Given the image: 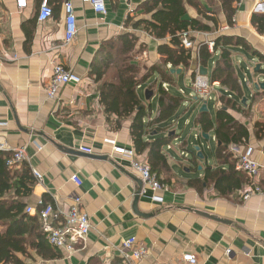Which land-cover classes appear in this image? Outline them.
<instances>
[{
  "label": "crops",
  "instance_id": "1",
  "mask_svg": "<svg viewBox=\"0 0 264 264\" xmlns=\"http://www.w3.org/2000/svg\"><path fill=\"white\" fill-rule=\"evenodd\" d=\"M42 1L27 0V7L20 9L16 0H0V122L6 123L0 133L11 147L25 148L27 158L14 166L12 172L21 174L24 167H28L35 179L30 195L18 197L15 189H12L6 192L5 197L25 202L24 213L37 217L42 231L40 200L47 199L63 218L73 204V196L79 195L81 208L88 213L92 228L84 240L77 242L71 254L52 246L47 238L50 251L42 254L36 247L39 230L31 234L29 222L24 219L19 226L24 232V251L14 253L17 260L22 264H123L118 247L126 239L134 237L148 250L140 264H190L183 260L186 254L194 255L196 264H264V196L254 194L243 200L244 189L222 195L213 184L204 182L207 167L228 169L229 164L216 159L215 153L221 142L215 128L205 131L196 123L202 113H209L216 123L217 113L227 111L245 124L250 133L249 142L231 145L230 148L237 146L242 150L247 145L255 147L254 157L263 169L257 182L248 176L246 181L260 183L264 191V139L255 136V123H264V113L257 109L263 100H258L256 105L253 102L258 94L264 95V90L254 87L255 83L264 80V73L261 72L264 61L256 55L254 48V51L248 52L258 59L256 62L254 59V62L250 61L247 69L236 52L247 50L241 46L231 47L241 87L239 93L219 80H213V70L221 49L215 51L209 48V43L220 35L241 36L235 30L244 21L248 27H252L253 8L258 0H241L236 4L233 26L227 23L220 0H195L194 4L185 1L186 18L197 19L211 27L209 31L189 28L178 33L181 37L183 32H188L189 40L193 43L191 48H187L192 50L188 68L173 67L171 64L164 66L158 48L160 44L168 42L169 37L159 39L143 27L134 26L140 19L150 18L142 7L147 0H104L106 14L97 13L83 0H53V17L40 22L38 14ZM66 1L74 5L78 27L76 37L69 43L64 41ZM206 17L215 18L217 24ZM126 33L135 35L138 40L132 55L139 68V78L156 65L165 67L172 75L171 81H164L154 70L137 86V93L148 108L149 120L144 118L148 130L146 140L153 142L155 136L163 135L169 138L168 145L173 138H177L178 132L190 129L198 132L196 137L203 143L202 132H206L210 139L213 135L216 140L212 162L204 151V145H201L205 156L202 160L196 156V151L183 152L189 150V142L186 141L179 145L180 150L176 148L178 154L171 152L175 146L164 145L161 152L166 162L155 166V171L147 159V152L138 153L134 147L131 118L123 119L118 125L117 117L105 112L100 101V85L113 72L108 71L103 79L97 81L92 70L102 60L99 52L104 49L103 52L114 54L113 41ZM202 45H207L211 53L205 64L199 55ZM213 57L217 59L210 71ZM55 62L79 75L82 82L63 85L59 88L58 98L51 100L46 96V87L50 83ZM259 63L261 68L255 71ZM202 66L207 68V75L200 74L199 68ZM238 66L246 78H241ZM172 68H180L181 73L173 74ZM247 71L253 75V79L248 78ZM183 74L186 77L183 79L185 85L194 90L193 97H188L184 87L179 86ZM153 75L157 76L156 80L143 91L142 84ZM197 76L209 81L207 99L199 96L193 86ZM245 81L251 90L249 97L244 92ZM161 84L165 91L180 96L182 101L172 114L149 127V123L161 113L157 91ZM177 84L178 91L173 90L171 85ZM218 86L226 88L227 95L216 98L218 105L213 116L209 101ZM149 90L153 91V95L146 99V91ZM155 96L158 97V106L156 116L152 118ZM188 98L198 102L194 105L197 108L193 116L190 108H183V102H187ZM205 100L209 111L200 112ZM227 100L238 101L239 109L228 108ZM172 132H175L173 137L169 136ZM115 146L134 148L148 161L160 182L168 186L165 190L154 191L143 183L138 210L144 215L134 210L135 195L142 179L128 160L114 152ZM85 149L89 152H85ZM33 170L42 174L41 180L36 178ZM73 175L82 180L81 186L72 181ZM195 179L200 180V184L190 185L189 182ZM29 206L33 207L30 213L27 212ZM4 230L5 226L0 224V231ZM227 249H231L230 255H227ZM0 264L16 263L2 261Z\"/></svg>",
  "mask_w": 264,
  "mask_h": 264
},
{
  "label": "trees",
  "instance_id": "2",
  "mask_svg": "<svg viewBox=\"0 0 264 264\" xmlns=\"http://www.w3.org/2000/svg\"><path fill=\"white\" fill-rule=\"evenodd\" d=\"M185 1L190 4L195 3V0H147L142 7L150 15V18L140 19L134 24L135 27H143L151 35L159 39L169 37L168 42L160 44L158 48L164 66L171 64L173 67L184 66L188 68L190 65L192 50L183 46L181 37L178 35L179 32L189 30V28L202 31L211 29L208 24L197 19L186 18ZM240 1L220 0L227 23L230 26L235 23L236 4ZM48 2L53 7V0H48ZM206 19L217 24L215 18L206 17ZM251 23L260 34L264 33V13H254ZM137 41V37L131 33L120 36L112 43V52L114 54H108V51L103 52L102 50L104 49L99 52L102 60H99L98 64L94 66L92 73L96 75V79L99 81L105 77L108 71H114L100 85V101L108 115L117 117L118 125L121 124L123 119L131 118L130 129L134 147L138 153L147 152V159L156 171L157 168L155 169V166L166 162V157L161 150L168 143L169 138L157 135L154 137L153 142L146 140L148 130L147 125L144 123V118L148 115V108L142 103L137 93V86L154 70L160 74L164 81H171L172 75L165 67L156 65L144 77L139 78V68L132 55ZM232 46H241L247 51L251 49L249 43L241 36L227 34L218 36L214 40V50L221 49V54L215 64L212 76L213 80H219L233 91L240 93L241 87L238 83L237 70L233 64ZM255 53L264 61V55L259 52ZM199 55L201 62L204 64L210 59L211 53L207 45L200 47ZM261 72L264 73V69ZM193 77H195V73ZM157 91L159 93L161 113L155 121L149 123V127L154 125L155 122L163 121V119L172 114L182 101L180 96H174L165 91L162 84ZM238 104L239 102L236 100H227L226 103L227 107L233 110L239 109L237 108ZM196 123L205 131L215 128V134L221 142L215 153L216 159L221 160L224 164H229L228 169L207 167L204 182L213 184L215 189L222 195L242 191L245 183L253 184L249 180L246 181V176L249 177L247 173L236 168L238 159L230 148L231 145H241L249 142L250 133L247 126L237 121L227 111H219L217 113L216 123H214L209 113L200 114L196 119ZM255 129L256 138L264 139V123L257 121ZM7 156L8 154L0 152V224L5 226L4 232L0 231V262H14L16 264L18 262V264H22L17 260L14 253L24 251V246L22 245L25 240L23 239L24 232L23 229L19 228L24 219L29 222L31 234L35 230H39L37 234L39 238V243L36 245L37 250L44 254L50 251V246L45 239L46 236L43 230H40L39 219L24 213L26 203L19 199L10 200L5 197L6 192L12 189H15L18 197H26L31 194L35 183L31 169L28 167H24L21 174L16 173V171L12 172L13 167L10 168L6 164ZM199 182L201 181L195 179L191 180L189 184L197 186L200 184ZM258 185L261 187L260 183ZM43 200L48 203L47 199Z\"/></svg>",
  "mask_w": 264,
  "mask_h": 264
},
{
  "label": "built area",
  "instance_id": "3",
  "mask_svg": "<svg viewBox=\"0 0 264 264\" xmlns=\"http://www.w3.org/2000/svg\"><path fill=\"white\" fill-rule=\"evenodd\" d=\"M83 2L89 3L97 13L106 14L107 12L104 0H83ZM16 3L20 9L27 7V0H16ZM256 4L258 11L264 13V0H259ZM64 10L66 13L64 41L65 43H69L78 33L76 13L71 1L65 2ZM53 13V7L49 4L48 0H43L40 5L38 20L40 22H46L53 17ZM181 37L183 45L186 48H191L193 43L189 40L188 32H183ZM209 48L213 50V41L209 43ZM81 82L82 78L79 75L65 68L60 62H55L50 83L46 87V96L48 99L55 100L58 98L60 87L69 83L80 84ZM193 86L199 92V96L204 98L205 95H209L210 84L208 79L197 76L193 82ZM5 124L4 122H0V129ZM231 150L238 159L236 168L247 173L253 181L255 180L257 182L263 167L254 157L255 147L253 145H247L244 149L240 150L237 146H233ZM84 151L89 152L86 149ZM0 152L8 154L6 164L10 168L21 164L27 158L24 147H11L2 138L1 133ZM114 152L130 162L131 167L139 174L145 186L154 191H161L168 188V186L160 182L158 175L153 171L144 156L138 154L134 148L115 146ZM33 171L36 178L41 180L42 174L36 170ZM72 181L77 186L82 185V180L77 175L72 176ZM254 194L264 196V191L255 182L244 187L242 198L243 200H247ZM154 199L158 198L154 197ZM38 205L41 208L39 213L42 220V230L48 242L52 246L71 254L75 250L77 242L84 240L92 228L88 213L81 208V197L79 195L73 196V204L63 214V218H60L58 210H55L52 204L45 203L43 199L39 201ZM32 211L33 207L29 206L27 212L30 213ZM118 251L123 264H140L148 254L147 248L140 245L134 237L123 241L118 247ZM226 253L230 255L231 249H227ZM183 260L188 261L190 264L197 263V258L192 254L184 255Z\"/></svg>",
  "mask_w": 264,
  "mask_h": 264
},
{
  "label": "rangeland",
  "instance_id": "4",
  "mask_svg": "<svg viewBox=\"0 0 264 264\" xmlns=\"http://www.w3.org/2000/svg\"><path fill=\"white\" fill-rule=\"evenodd\" d=\"M259 1V0H258ZM257 5V4H256ZM255 5V7L253 8V12L254 13H257V14H263V13H260L257 9V6ZM243 22V20H242ZM248 24L246 21H244L242 23V26H237V30H235V33H239L241 34V36H243L244 38H246V40L250 43V46H251V49L250 51H252L254 48L256 49V52H259V50L261 52L259 53H262L264 54V33L263 34H260L256 28L252 25V27H248ZM185 47V46H184ZM186 48V47H185ZM238 53V59H240L241 61H243V67H246L248 69V63L250 61H254L256 62V60L258 59L257 56H254V54L246 51V52H243V51H236ZM236 53V55H237ZM218 55V54H217ZM235 55V57H236ZM216 57H213L212 58V61L209 65V68H210V71L213 69V66L215 64V61H216ZM237 59V60H238ZM248 59V60H247ZM253 61V62H254ZM238 68V71L240 72L241 74V78H246L247 76L244 74V71L242 70V68L240 66L237 67ZM111 72H114L113 70ZM247 73L249 74L248 78L249 79H253V75L247 71ZM264 76V74H262ZM157 76L156 75H153L149 78V80L145 83H143L142 85H144V88H143V91H145L155 80H156ZM185 77V75L183 74L181 76V81L179 80V86L181 84L182 87H184V89L187 91L188 93V97H193L194 96V90H192L191 88L187 87L185 85V80H183ZM188 79V78H187ZM247 81H245V86L246 88H244V92L246 94V96H250V89L248 87V84L246 83ZM173 90H176L178 91V84L177 85H171ZM261 91V90H260ZM227 91H226V88H224L223 86H218V87H215L213 93L211 94V100L209 101V109H210V112L212 113L213 116H215L216 114V109H217V97L220 96V95H227L226 94ZM190 94H193V95H190ZM258 97L255 98V102L254 105H256V102L260 99H262L263 101L262 102H259V104L257 105V109L259 111H261V113H264V95L263 94H258L257 95ZM209 98L208 95H205V99ZM154 111L152 112V118L156 116V111H157V106H158V97L155 96L154 97ZM192 99H187V102H183L184 103V106L183 108L187 109V108H190L191 110V116H193L194 112L196 111V106H194L196 103L198 102H195V101H191ZM261 104V105H260ZM253 105V106H254ZM189 110V111H190ZM184 111V110H183ZM243 111V110H242ZM245 112V111H243ZM148 119V117H147ZM149 120V119H148ZM198 132H195L190 129H187L185 130L184 132H178V136L177 138H173L172 142H170L168 145L170 146H175L174 149L171 151V152H174L176 154H178L176 148H178V150H180V147L179 145H181L183 142H186L188 141V151H183L185 153H190V152H194L195 151V147L196 146H201V145H204V151L205 153L207 154V156L209 158H211V162L213 161V153H215V149H216V140L214 138V136L212 135L210 141H206V140H203V143L200 142L196 135H197ZM168 145H165V147H167Z\"/></svg>",
  "mask_w": 264,
  "mask_h": 264
},
{
  "label": "water",
  "instance_id": "5",
  "mask_svg": "<svg viewBox=\"0 0 264 264\" xmlns=\"http://www.w3.org/2000/svg\"><path fill=\"white\" fill-rule=\"evenodd\" d=\"M260 68H261V64L259 63V64H257V66L255 67V71L260 70ZM199 71H200V74H201V75H207V73H208L207 68L204 67V66L200 67V68H199ZM171 72H172L173 74H174V73L180 74V73H181V69H180V68H178V69H176V68H172V69H171ZM254 87H255V89H257V90H259V89L264 90V80H263V81H258L257 83H255V84H254ZM152 95H153V91H151V90L146 91V99L151 98ZM196 99L198 100L199 98L196 97ZM244 102H245V101H244ZM199 111H200V112H204V111L208 112V111H209V110H208V106H207V101H206V100L203 102V104H202V106L200 107ZM174 133H175V132L170 133L169 136L173 137ZM155 134H156V133H155ZM202 137H203L206 141H209V140H210V136H209V134H207L206 132H202ZM195 151H196V156H197V157H199L201 160L204 159L205 156H204V153L202 152V148H201V146H196V147H195ZM201 169H202V167L199 166V170H201ZM142 187H143V182H142V180H140V181H139V189H138V191H137V193H136V195H135V199H134V210H135L136 213H139V214H141V215H144V214H142L141 212H139V210H138V202H139V199H140V192H141V190H142ZM145 216H146V215H145Z\"/></svg>",
  "mask_w": 264,
  "mask_h": 264
}]
</instances>
